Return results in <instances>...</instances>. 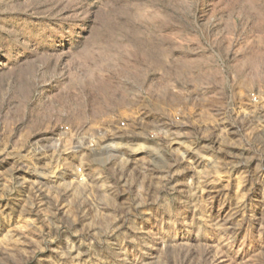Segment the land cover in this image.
Returning a JSON list of instances; mask_svg holds the SVG:
<instances>
[{"label": "rangeland", "instance_id": "obj_1", "mask_svg": "<svg viewBox=\"0 0 264 264\" xmlns=\"http://www.w3.org/2000/svg\"><path fill=\"white\" fill-rule=\"evenodd\" d=\"M0 264H264V0H0Z\"/></svg>", "mask_w": 264, "mask_h": 264}]
</instances>
